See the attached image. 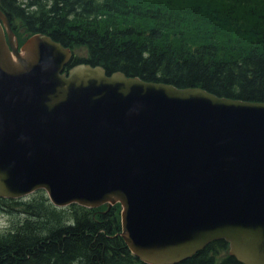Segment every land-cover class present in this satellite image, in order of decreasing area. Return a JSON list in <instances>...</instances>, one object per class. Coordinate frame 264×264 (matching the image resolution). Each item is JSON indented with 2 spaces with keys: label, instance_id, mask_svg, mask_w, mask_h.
<instances>
[{
  "label": "water",
  "instance_id": "obj_1",
  "mask_svg": "<svg viewBox=\"0 0 264 264\" xmlns=\"http://www.w3.org/2000/svg\"><path fill=\"white\" fill-rule=\"evenodd\" d=\"M45 34L20 48L0 9V199L122 207L145 264L225 240L264 264V103L147 83L80 64Z\"/></svg>",
  "mask_w": 264,
  "mask_h": 264
},
{
  "label": "trees",
  "instance_id": "obj_2",
  "mask_svg": "<svg viewBox=\"0 0 264 264\" xmlns=\"http://www.w3.org/2000/svg\"><path fill=\"white\" fill-rule=\"evenodd\" d=\"M19 46L45 34L79 64L147 83L264 103V0H0ZM26 218L0 232V264H145L121 237V205L0 199ZM225 240L178 264H242ZM223 253H226L223 255Z\"/></svg>",
  "mask_w": 264,
  "mask_h": 264
},
{
  "label": "rangeland",
  "instance_id": "obj_3",
  "mask_svg": "<svg viewBox=\"0 0 264 264\" xmlns=\"http://www.w3.org/2000/svg\"><path fill=\"white\" fill-rule=\"evenodd\" d=\"M35 194V193H34ZM32 194L30 198L34 196ZM26 217L23 216L20 212L14 211L12 213L5 212L0 209V232H3L13 226L14 223L21 220L23 221ZM226 253H223L225 255Z\"/></svg>",
  "mask_w": 264,
  "mask_h": 264
},
{
  "label": "bare ground",
  "instance_id": "obj_4",
  "mask_svg": "<svg viewBox=\"0 0 264 264\" xmlns=\"http://www.w3.org/2000/svg\"><path fill=\"white\" fill-rule=\"evenodd\" d=\"M144 263V262H143Z\"/></svg>",
  "mask_w": 264,
  "mask_h": 264
}]
</instances>
